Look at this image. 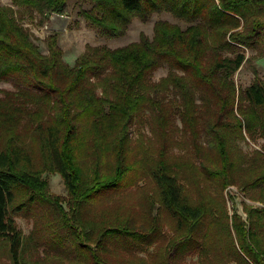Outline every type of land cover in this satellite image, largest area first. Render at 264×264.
<instances>
[{"label":"trees","instance_id":"trees-1","mask_svg":"<svg viewBox=\"0 0 264 264\" xmlns=\"http://www.w3.org/2000/svg\"><path fill=\"white\" fill-rule=\"evenodd\" d=\"M88 1L80 14L108 38L124 35L134 18L147 21L160 12L186 26L157 19L153 36L141 32L118 47L87 45L71 65L57 32L46 37L43 52L18 16L36 12L43 23L52 13L66 14L68 0H13L16 8L0 0V81L14 86L0 96V237L12 263L41 264L26 255L42 238L74 247L72 256L62 250L46 255L50 264L69 257L71 264H109L113 240L152 243L161 230L157 215L141 227L122 207L98 216L86 210L95 194L117 187L138 164L154 181L153 206L173 217L169 249L182 252L201 234L207 238L204 225L211 217L209 228L224 234L239 261L264 264V206L245 204V219L236 210L230 215L224 196L202 185L204 178L221 191L236 182L245 188L264 184V78L255 70L241 91L234 80L246 49L264 56V0ZM163 65L166 75L153 80ZM146 109L161 145L154 158L131 163L132 124ZM176 114L199 164L168 153ZM247 137L262 139L254 149L261 162H249L243 169L256 170L238 181L245 164L235 152ZM184 167L194 187L181 181ZM45 172L62 176L67 197L50 191ZM33 204L47 205L51 214L37 238L26 236L14 217ZM208 250L200 244L202 253ZM139 260L132 264H144Z\"/></svg>","mask_w":264,"mask_h":264},{"label":"rangeland","instance_id":"rangeland-1","mask_svg":"<svg viewBox=\"0 0 264 264\" xmlns=\"http://www.w3.org/2000/svg\"><path fill=\"white\" fill-rule=\"evenodd\" d=\"M1 2L13 5V0H1ZM90 6L91 4L88 0H68L67 13L64 14L65 18H67L66 23L60 29L51 25L54 13L45 18L43 23H40L42 15L36 12L31 16L29 12L24 11L22 14L18 13V16L31 30L35 41L43 52L48 51L46 37L52 32H57L58 42L64 52L63 58L71 65L74 64L76 57L86 49L87 45L106 44L110 47H118L138 40L141 32L146 33L150 37L153 36V25L157 19H168L186 26L185 22L173 17L171 14L160 12L154 13L147 21L134 18L124 35L108 38L101 35L80 14L82 8ZM14 7L16 8V6ZM245 52L247 60L234 74V80L240 91L252 82L255 70L259 76L264 78V56L254 57L255 51L251 49H246ZM167 71L168 67L166 65L160 66L153 72V80H159L166 75ZM12 88H14L12 82L0 81V96L3 94L4 89ZM173 122L175 126H173V130H170L169 155L173 160L183 158L199 164V158L196 157L189 146L188 136L182 129L183 125L178 114H176ZM154 125L148 109L143 110L135 119L130 133L127 153L128 162L134 163L138 161V163H141L140 160L143 157L154 158L157 156L162 140L158 136ZM261 143L262 139L253 141L248 137L245 140L240 139L238 141L239 150L235 154L243 156L244 162L242 164H245L242 168L239 167L238 175L235 178L238 181L241 180V175L256 170L243 169L249 162L258 164L261 162V159L255 158L256 156L254 155V149L259 148ZM260 165H263V163ZM143 168L138 164L135 165L117 187L98 192L86 205L87 215L91 214L94 216H98L101 211L108 207L111 209L122 207L132 214L137 224L141 227L142 225H147L153 216H158L161 230L152 243L143 244L136 240L127 239L113 240L110 243V250L106 254L109 264H132L139 262V259H143L144 264H251L248 261H239L224 234H219L215 227L209 228L212 222L211 217H207L204 225V229L207 231V238L202 237L201 234V236H198L197 242L195 241L191 247L186 248L182 252L169 249L167 245L174 235V220L171 214L163 209H158V204L153 206L155 184L150 173ZM181 170V181L194 187L195 184L193 185L190 182L191 179L187 175L186 167L181 168ZM43 176L48 180L49 189L52 193L62 197L68 196L64 180L58 172H45ZM203 182L202 185L207 186L206 191L208 193L224 196L230 215L233 214V210H236L245 219V204L257 207L264 206V203L259 201V198L264 196V184L245 188L239 182H236L221 191V185L216 181L204 178ZM220 202L222 203L221 199ZM49 210V207L45 204H33L15 214L14 217L18 227L26 236L32 235L37 238L36 235L41 234L39 229L43 227L42 225L47 221L48 217L50 218ZM41 241H39L40 244L37 247L32 246L27 252L26 256L29 259L43 260L41 264H50L45 262L46 255H51L58 250H62V253L67 252L70 256L74 254V247L69 242H65L60 246L53 242L48 244L44 238ZM203 242H206L209 249L207 253L200 251V244ZM64 255L66 254L64 253ZM71 258H66L57 264H71ZM0 264H13L1 237Z\"/></svg>","mask_w":264,"mask_h":264},{"label":"water","instance_id":"water-1","mask_svg":"<svg viewBox=\"0 0 264 264\" xmlns=\"http://www.w3.org/2000/svg\"><path fill=\"white\" fill-rule=\"evenodd\" d=\"M54 17L52 18V26L54 28H63L65 23H66V19L64 14H60V13H54L53 15Z\"/></svg>","mask_w":264,"mask_h":264}]
</instances>
